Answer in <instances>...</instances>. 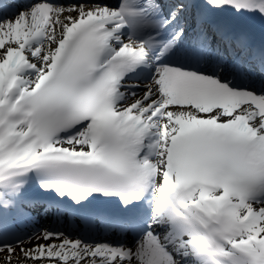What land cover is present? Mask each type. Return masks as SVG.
I'll list each match as a JSON object with an SVG mask.
<instances>
[{
  "label": "snow or ice",
  "instance_id": "1",
  "mask_svg": "<svg viewBox=\"0 0 264 264\" xmlns=\"http://www.w3.org/2000/svg\"><path fill=\"white\" fill-rule=\"evenodd\" d=\"M0 264H264V0L0 3Z\"/></svg>",
  "mask_w": 264,
  "mask_h": 264
},
{
  "label": "bare ground",
  "instance_id": "2",
  "mask_svg": "<svg viewBox=\"0 0 264 264\" xmlns=\"http://www.w3.org/2000/svg\"><path fill=\"white\" fill-rule=\"evenodd\" d=\"M22 2H23V1H22ZM17 3H19V2H17ZM22 6H23V5H22ZM15 8H18V7L15 6L14 9H15ZM43 222H44V223H48L47 221H43Z\"/></svg>",
  "mask_w": 264,
  "mask_h": 264
}]
</instances>
